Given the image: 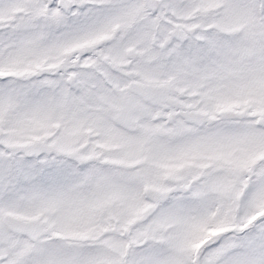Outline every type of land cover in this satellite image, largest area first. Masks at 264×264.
<instances>
[{"label":"snow or ice","instance_id":"snow-or-ice-1","mask_svg":"<svg viewBox=\"0 0 264 264\" xmlns=\"http://www.w3.org/2000/svg\"><path fill=\"white\" fill-rule=\"evenodd\" d=\"M0 264H264V0H0Z\"/></svg>","mask_w":264,"mask_h":264}]
</instances>
